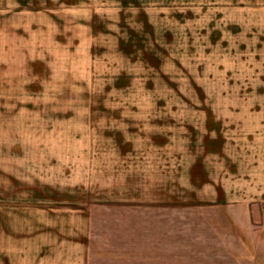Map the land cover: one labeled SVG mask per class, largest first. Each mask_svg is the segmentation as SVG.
I'll use <instances>...</instances> for the list:
<instances>
[{"label": "rangeland", "instance_id": "374dc122", "mask_svg": "<svg viewBox=\"0 0 264 264\" xmlns=\"http://www.w3.org/2000/svg\"><path fill=\"white\" fill-rule=\"evenodd\" d=\"M0 264H264V0H0Z\"/></svg>", "mask_w": 264, "mask_h": 264}]
</instances>
